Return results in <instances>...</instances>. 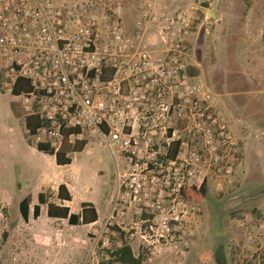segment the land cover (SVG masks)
<instances>
[{"label": "built area", "instance_id": "obj_1", "mask_svg": "<svg viewBox=\"0 0 264 264\" xmlns=\"http://www.w3.org/2000/svg\"><path fill=\"white\" fill-rule=\"evenodd\" d=\"M123 10L118 0H0V91L19 98L24 123L36 119L24 125L30 144L53 155L67 146L68 156L97 141L124 157L131 177L116 171L103 226L125 235L126 193L142 198L134 225L149 248L185 235L197 208L181 189L230 188L242 152L208 85L189 72L192 7L167 14L148 3L131 30ZM18 79L28 89L14 95ZM234 264H264L261 246Z\"/></svg>", "mask_w": 264, "mask_h": 264}, {"label": "rangeland", "instance_id": "obj_2", "mask_svg": "<svg viewBox=\"0 0 264 264\" xmlns=\"http://www.w3.org/2000/svg\"><path fill=\"white\" fill-rule=\"evenodd\" d=\"M169 2V7H192L189 72L204 79L240 140L242 164L233 186L221 192L206 187L186 223L185 235L149 248L140 237L144 226L134 225L142 198L139 201L126 193L122 206L127 231L111 240L103 222L118 192L116 171L121 179L131 177L124 157L90 141L68 155L74 157L72 164L54 170L46 157L33 154L23 142L19 98L0 91V264H119L107 262V250L123 243L135 256L142 255L140 264H219L215 257L219 247L223 264H234L235 254L248 246H261L264 254V0ZM147 4L144 0L143 5ZM152 39V48H164L157 37ZM41 176L54 179L44 188L48 201L58 202L59 180L72 189L73 199L67 203L70 212L87 201L96 206L100 220L72 225L66 219L30 216L25 221L19 201L30 193L37 201Z\"/></svg>", "mask_w": 264, "mask_h": 264}, {"label": "trees", "instance_id": "obj_3", "mask_svg": "<svg viewBox=\"0 0 264 264\" xmlns=\"http://www.w3.org/2000/svg\"><path fill=\"white\" fill-rule=\"evenodd\" d=\"M28 83L24 79H18L14 88V95H17L21 90H27ZM36 119L34 118H26L25 119V127H33L36 124ZM37 149L43 151L45 153L51 154L45 144L36 145ZM84 147V143L77 144L74 147L76 152H79ZM174 153V150L171 151V155ZM55 162L58 165L69 164L71 162V157L65 155V149L56 153ZM181 192L184 198L191 202L201 201L205 196V188H201L196 190L195 188H187L183 187ZM56 201H48L46 198L45 192H39L37 194V202L30 206V197H23L18 204V209L21 217L27 221L28 215L31 212L33 218H36L40 212V205L46 204V214L50 218H64L68 221V223L72 225H76L79 223L89 224L97 220V213L94 206L89 202H81V211L80 213L70 212L69 207L64 204L65 201L71 200V195L67 189V186L64 183H60L57 186V191L55 193ZM107 236L111 240H116L123 236V232L115 227H109L107 231ZM109 254V258L107 262L114 263L117 262L119 264H140L142 261V255H134L130 246L126 243H123L119 247L114 249L107 250Z\"/></svg>", "mask_w": 264, "mask_h": 264}, {"label": "crops", "instance_id": "obj_4", "mask_svg": "<svg viewBox=\"0 0 264 264\" xmlns=\"http://www.w3.org/2000/svg\"><path fill=\"white\" fill-rule=\"evenodd\" d=\"M146 1H148V3L153 6V8L155 9V11L157 13L173 14V13H175L180 8V7L176 6V5L169 7L168 5H169V3H171V2H169V0H167V1H165V0H146ZM143 3H144V0H131V2L129 0H125V4H123V8H124V10H123V21L125 19V21L127 22L125 24V26H126V28L128 30H131V27H132V23H133L135 14L143 6ZM19 118L22 121V119H21V112L19 113ZM22 128H23V142L26 144V146H28V149L33 154H36L38 156H42L43 158L46 157V160L48 161V163L51 166H53L54 170H58V169H60V168H62L64 166L70 165V164H72L74 162V157L72 156L71 157V162L69 164L58 165L55 162V156L53 154H49V153H45L43 151H40V150L37 149V147L35 145H32V144H30L27 141V139L25 137V131H24V123H23V121H22ZM53 181H54L53 178L41 176L40 177V184H39V192H44V188L47 187V186H50L53 183ZM56 182H57V186L60 183H63V182H61L59 180H57ZM64 184L67 186V189H68V191H69V193L71 195V200L70 201H72V199H73L72 189H71V187L67 183H64ZM27 196L30 197V206H31V202L33 204L37 202V201L35 202L34 199H32V194L31 193L28 194ZM36 200H37V198H36ZM70 201H65L64 204L67 205V203L70 202ZM81 202H87V201H81ZM81 202H80V205H81ZM43 205L45 206L44 209H43ZM92 205L94 206V208L96 210L97 220L94 221V222H91L89 224H85V225H93V224H96L100 220V215H99L98 209L96 208V206L94 204H92ZM80 211H81V207H79L78 211H74L73 213H80ZM44 213H45V215H44ZM30 216H32L31 215V212L28 215V221L30 219ZM44 216L47 217V218H50L46 214V204H41L40 205L39 215L36 218H33V220H38L40 218H43ZM50 219H64V218H50Z\"/></svg>", "mask_w": 264, "mask_h": 264}, {"label": "water", "instance_id": "obj_5", "mask_svg": "<svg viewBox=\"0 0 264 264\" xmlns=\"http://www.w3.org/2000/svg\"><path fill=\"white\" fill-rule=\"evenodd\" d=\"M216 261L219 264H223L222 255H221V247H219L215 252Z\"/></svg>", "mask_w": 264, "mask_h": 264}]
</instances>
